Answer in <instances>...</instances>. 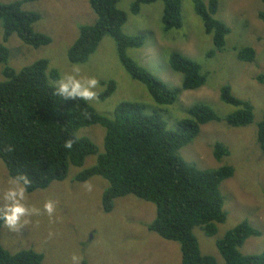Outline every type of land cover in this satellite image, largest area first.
I'll return each instance as SVG.
<instances>
[{
  "label": "rangeland",
  "instance_id": "1",
  "mask_svg": "<svg viewBox=\"0 0 264 264\" xmlns=\"http://www.w3.org/2000/svg\"><path fill=\"white\" fill-rule=\"evenodd\" d=\"M14 1L18 0H0V3ZM193 1L182 0L183 26L167 33L162 31L161 1L142 5L137 15L130 13L134 0H120L117 5L127 15L123 33L145 36L142 48L127 51L138 65L169 88H180L182 76L173 72L167 62L169 55L177 52L197 63L205 75L203 87L182 91L170 106L156 104L146 87L124 71L118 61L116 45L109 36L103 38L86 63L72 65L68 62L66 53L77 39L78 27L90 25L95 20L88 0H38L24 4L23 11L40 15V20L33 25L34 32L51 38V44L32 49L16 35L4 43L1 22L0 44L10 52L5 66L15 71L38 60H48L46 75L51 85H56V81L49 78L51 70L58 72L59 79L66 74L97 79V97L87 102L106 117H111L122 102L136 103L143 108L144 114L160 116L166 128L175 131L178 122L187 116V110L197 104L209 106L221 119L233 113L236 109L220 100L223 86H229L237 99L249 102L253 106L252 124L233 128L223 121L210 122L200 128L198 137L190 145L178 151L184 161L199 169L215 170L222 165L234 169V175L220 185L226 222L218 227L213 238H207L198 229L194 232L202 253L213 256L217 264H223L215 242L242 221H247L261 235L247 239L240 248L241 254L264 253V157L256 141V124L264 116V84L256 81L258 75L264 74V23L258 19V13L264 12V3L260 0H219L215 19L224 23L230 33L222 51L208 57L213 50L212 37L204 32L201 20L194 13ZM245 48L255 51L252 63L238 60L239 51ZM3 68L0 65V81L5 80ZM109 81L115 82L116 91L110 98L100 101L98 96L104 91L102 84ZM78 136L91 140L97 155L103 152L104 130L99 126L84 128ZM215 143L226 146L229 156L215 160L212 155ZM97 155L87 157L81 167H69L64 181L55 182L43 191L26 192V206L38 212L28 216L29 222L17 231L4 226L0 229L3 249L10 253L33 250L44 256L41 264H181L178 244L147 230L146 226L155 216L152 204L127 196L115 200L112 211L104 213L101 195L108 183L99 177L83 183L75 181L81 171L96 163ZM10 180L0 160V209L7 203L3 193L10 186ZM49 201L55 204L51 215L44 210Z\"/></svg>",
  "mask_w": 264,
  "mask_h": 264
},
{
  "label": "trees",
  "instance_id": "2",
  "mask_svg": "<svg viewBox=\"0 0 264 264\" xmlns=\"http://www.w3.org/2000/svg\"><path fill=\"white\" fill-rule=\"evenodd\" d=\"M38 0H18L0 3V22L3 42L12 35L20 42L39 49L51 44V38L33 30L40 15L25 12L22 6ZM120 0H88L95 16L90 25L78 27V36L68 48L66 56L72 65L84 64L98 49L105 36L116 45L117 57L124 71L132 80L142 83L153 101L162 106L173 105L182 91L203 87L206 77L200 66L182 54L173 52L168 57L170 69L182 76L180 88H169L156 79L147 69L138 65L127 54L129 49H140L145 44L144 35L128 36L123 33L127 21L125 12L118 9ZM161 1L162 31L180 30L183 26L182 0H134L130 13L137 15L142 5ZM264 3V0H260ZM193 9L201 20L204 32L211 35L213 57L222 51L230 29L215 19L219 0L193 1ZM264 23V12L258 13ZM10 58L8 48L0 44V65H3L0 81V160L8 176H25L29 180L27 193L46 190L55 182L66 179L69 167H81L84 160L97 155L96 146L78 132L91 126L104 130L103 152L96 163L81 171L75 181L83 183L99 177L108 183L101 195V208L110 213L117 199L132 196L152 204L154 219L147 230L159 238L175 242L179 246L181 264H217L213 256L202 253L195 230L207 238L217 234L218 227L226 222L220 185L234 175L230 165L215 170L199 169L187 163L178 151L190 145L199 135L200 128L210 122L223 121L233 128L246 127L254 120L253 106L233 96L229 86L220 89V100L236 110L225 118H219L207 105L197 104L187 110L175 131H169L160 116L146 115L136 103L122 102L113 115L98 114L87 101H64L54 94V85L46 75L49 61L38 60L19 71L5 66ZM255 51L245 48L239 51L238 60L252 63ZM52 81L59 79L56 70L49 72ZM256 81L264 84V74ZM104 91L98 99L104 101L116 91L114 81L102 84ZM256 141L264 157V116L256 124ZM71 143V147H66ZM215 160L229 156V150L221 143L212 148ZM3 227L0 223V229ZM261 233L247 221H242L216 240L215 248L223 264H264V253L243 255L240 248L251 237ZM44 256L33 250L10 253L0 244V264H41Z\"/></svg>",
  "mask_w": 264,
  "mask_h": 264
},
{
  "label": "clouds",
  "instance_id": "3",
  "mask_svg": "<svg viewBox=\"0 0 264 264\" xmlns=\"http://www.w3.org/2000/svg\"><path fill=\"white\" fill-rule=\"evenodd\" d=\"M98 86L99 81L95 78L83 79L66 74L56 81L54 94L64 101H92L97 97L95 89ZM66 147L70 148L71 143ZM9 184L10 186L3 193V199L7 203L3 209H0V223L11 231H17L29 222L27 217L37 213L38 209L27 207L25 204L26 186L29 185V180L25 176L12 178ZM44 210L51 215L55 211V204L51 201L45 203Z\"/></svg>",
  "mask_w": 264,
  "mask_h": 264
}]
</instances>
